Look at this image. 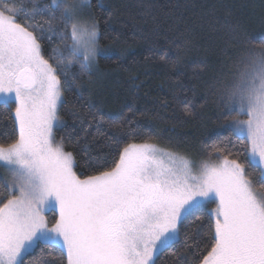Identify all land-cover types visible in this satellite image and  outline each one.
I'll use <instances>...</instances> for the list:
<instances>
[{"label": "snow or ice", "instance_id": "1", "mask_svg": "<svg viewBox=\"0 0 264 264\" xmlns=\"http://www.w3.org/2000/svg\"><path fill=\"white\" fill-rule=\"evenodd\" d=\"M29 2L33 7L25 10L0 0V107L15 104L13 142L0 139V168L9 174L0 178V264H24L38 249L66 253L67 264H154L180 242L189 217L197 244L210 245L192 264H264V192L249 171L264 186V49L243 56L242 71L223 90L235 113L229 135L242 151L217 141L205 147L194 171L183 155L147 141L128 143L112 166L97 153L86 161L95 174H78L75 150L67 149L87 139L89 129L75 139V133L56 136L67 127L59 111L64 92L82 87L75 75L69 81L68 70L78 66L91 77L97 58L110 50L98 49L99 23L81 18L92 0ZM20 13L26 20L42 17L47 27L20 23ZM45 34L58 41L47 56ZM89 114L96 132L118 145L104 133L99 109ZM184 235L187 246L192 237Z\"/></svg>", "mask_w": 264, "mask_h": 264}, {"label": "trees", "instance_id": "2", "mask_svg": "<svg viewBox=\"0 0 264 264\" xmlns=\"http://www.w3.org/2000/svg\"><path fill=\"white\" fill-rule=\"evenodd\" d=\"M49 2L36 0L41 7ZM12 4L25 10L33 7L29 0ZM80 14L99 23L98 49H108L110 55L97 58L91 77L80 75L78 66L68 70L69 81L75 75L82 87L64 92L59 111L67 127L56 136L75 133V139L83 137L82 128L89 129L87 139L67 149L75 150L78 174H95L86 161L97 153L112 166L128 143L147 141L199 161L207 156L205 147L217 141L233 153L242 151L240 141L229 135L227 126L235 113L226 107L223 90L242 71L241 58L264 49V0H92ZM19 22L47 27L42 17L26 20L23 13ZM57 43L45 34V56ZM97 109L104 116V133L115 135L118 145L96 132L89 112ZM12 111L13 104L0 107L4 143L13 142ZM193 219L183 221L180 242L161 252L155 264L202 260L210 245L197 244ZM185 231L192 237L187 246ZM24 264H66V259L59 251L41 255L38 249Z\"/></svg>", "mask_w": 264, "mask_h": 264}, {"label": "rangeland", "instance_id": "3", "mask_svg": "<svg viewBox=\"0 0 264 264\" xmlns=\"http://www.w3.org/2000/svg\"><path fill=\"white\" fill-rule=\"evenodd\" d=\"M14 108H15V104L13 103V111H14ZM157 147H159V146H157ZM159 148L164 149L162 147H159ZM165 150H167V149H165ZM174 153H176V152H174ZM177 154H179V153H177ZM183 156L189 158L193 162L194 171H198L199 164H200V161L201 160L200 161L199 160H194L192 157H189V156H186V155H183ZM249 171L253 173L254 179L256 180V184H255L256 190L258 192H264V186H262L261 181L259 180V174H258V172L256 170H252V169H250ZM0 178H4V179L9 178V174L6 172V170L4 168H0ZM211 207H215V205L213 204ZM48 215L51 217L52 214L49 213ZM63 254L65 256L66 264H67V256H66V253H63ZM157 257L158 256L154 257V264H155V261H156Z\"/></svg>", "mask_w": 264, "mask_h": 264}]
</instances>
